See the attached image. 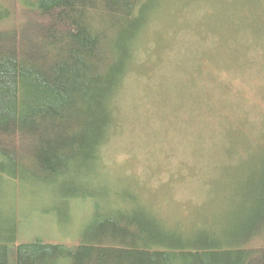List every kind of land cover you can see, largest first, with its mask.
<instances>
[{
  "label": "trees",
  "instance_id": "16d2710c",
  "mask_svg": "<svg viewBox=\"0 0 264 264\" xmlns=\"http://www.w3.org/2000/svg\"><path fill=\"white\" fill-rule=\"evenodd\" d=\"M24 1L11 25L12 12L0 7V264H264V209L239 233L247 242L186 250L138 194L119 201L102 166L128 130L151 144L182 132L183 116L196 159H264V125L255 132L228 113L230 102L208 103L202 84L231 90L224 70L264 51V0ZM16 183L47 191L67 213L78 199L105 210L78 244H18L17 210L5 197ZM249 200L264 208V184ZM133 207L150 220L130 217Z\"/></svg>",
  "mask_w": 264,
  "mask_h": 264
},
{
  "label": "rangeland",
  "instance_id": "374dc122",
  "mask_svg": "<svg viewBox=\"0 0 264 264\" xmlns=\"http://www.w3.org/2000/svg\"><path fill=\"white\" fill-rule=\"evenodd\" d=\"M0 7L12 12L15 19L7 25L21 21L22 13L28 8L24 0H0ZM242 64L240 70H224L231 90L220 89L209 81L204 83L203 80L202 84L209 93L208 103L230 102L231 112L224 113L244 116L252 130L260 132L264 125V51L247 52ZM208 66L207 62L203 65L204 69ZM202 112L201 119L208 122L209 128L218 129V118L207 116L206 109ZM187 119L183 116L178 121L183 133L164 132L151 144L143 140L144 133L138 128L117 138L107 153L108 162L102 163L106 173L114 179L116 198L127 205L134 202L138 194L158 213L157 219L167 223L171 231L166 232L172 234L175 243L183 244L186 250L247 242L251 238L239 233L264 209L249 206L251 190L257 182L264 184V159L248 156L196 159L191 141L187 139L190 131ZM157 126L163 129L161 123ZM206 144L209 146L211 141ZM125 179L132 182L136 192L128 190ZM5 193L6 207L17 210L18 244L36 240L78 244L94 215L105 210L104 207L98 209L94 199H78L67 213L47 191L27 184L10 185ZM143 214L146 221L150 220L145 211L135 207L130 209L129 216L145 221ZM232 247L235 246L221 248Z\"/></svg>",
  "mask_w": 264,
  "mask_h": 264
}]
</instances>
